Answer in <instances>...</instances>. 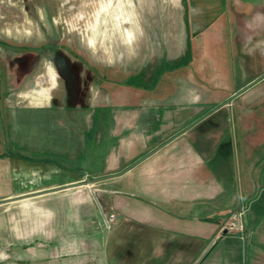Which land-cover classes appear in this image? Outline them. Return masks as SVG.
<instances>
[{"label":"rangeland","instance_id":"obj_1","mask_svg":"<svg viewBox=\"0 0 264 264\" xmlns=\"http://www.w3.org/2000/svg\"><path fill=\"white\" fill-rule=\"evenodd\" d=\"M71 52L86 61L62 74L56 103L67 106L46 107L59 78L48 62L51 88L39 80L35 87L34 76L45 60L62 69ZM177 100L200 104L204 117L217 109L206 125L226 129L228 148L235 137L241 149L239 136L253 131L264 149V0H0V264H41L75 238L105 250L89 260L118 262L136 238L115 247L117 221L107 226L111 210L100 209L96 189L64 183L92 181L106 165L112 112L157 117L158 106ZM247 101H255L253 118L237 109ZM115 190L113 197L139 192ZM77 197L95 209L85 203L88 218L78 221Z\"/></svg>","mask_w":264,"mask_h":264},{"label":"crops","instance_id":"obj_2","mask_svg":"<svg viewBox=\"0 0 264 264\" xmlns=\"http://www.w3.org/2000/svg\"><path fill=\"white\" fill-rule=\"evenodd\" d=\"M180 101L158 106L162 111L157 117L125 108L112 112L104 138L106 165L94 171L92 181L74 178L64 183L71 189L87 182L96 189L98 206L108 207L109 217L117 221L111 231L115 247L136 238L119 253L118 262L109 261L110 255L89 260V252L105 250L90 251L75 238L74 244L60 247V256L54 258L51 251L41 264H131V258L133 264H264V149L251 132L254 122L246 121L251 133L239 136L241 149L235 148V137L230 149L226 129L213 132L206 125L217 109L204 117L200 104ZM254 102L238 103L240 114L253 118L247 110ZM101 141L97 136L95 145ZM117 187L139 192L113 197ZM89 199H75L82 211L71 220L88 218L85 203L94 212ZM241 209V230H227Z\"/></svg>","mask_w":264,"mask_h":264},{"label":"flooded vegetation","instance_id":"obj_3","mask_svg":"<svg viewBox=\"0 0 264 264\" xmlns=\"http://www.w3.org/2000/svg\"><path fill=\"white\" fill-rule=\"evenodd\" d=\"M45 11V10H44ZM46 12V11H45ZM47 13V12H46ZM47 16H48V14H47ZM43 24V23H42ZM44 25V24H43ZM45 46V45H44ZM47 46V45H46ZM28 50V49H27ZM39 50H41L40 48L39 49H33V48H30L29 49V51H33V52H30V53H34V56H36L37 58H39L41 55H39L41 52H38ZM61 56V54H57V56ZM68 56V55H67ZM69 56L72 58L71 60H66V61H63V63H60L59 65H61V66H63V68L62 69H60V68H55L54 66V63L52 64V62H51V60L50 61H46L45 60V62L44 63H42V70L43 71H41L40 73H38L37 74V76H36V68H37V65L38 64H35V68H34V72H33V74H35V76H34V85L36 84V82L39 80V82L44 86V87H46L47 89H49V88H51V86H50V83H49V78H48V76H47V72H46V66H45V64H46V62H48L49 63V65L52 67V69L55 71V73H56V75L58 76V78H59V81H60V83H59V87H58V89L57 90H53V89H51L50 90V97H49V99H48V103H47V106L46 107H49V108H52L53 107V105L54 104H60L59 106H62L63 105V107H66L67 106V103H56V102H58L59 100H61V97H62V93H63V91H65V82H64V78H63V76H62V74H65V73H68L69 71H72V66H80L81 64H82V62L85 60L86 61V59H84L82 56H80L79 54H77V53H69ZM68 56V57H69ZM56 57V54H54V58ZM52 58H53V56H52ZM39 60V59H38ZM63 64V65H62ZM35 87H36V85H35ZM54 97H57L58 98V100L56 101V100H54ZM49 101L51 102L50 104H49ZM54 101V102H53ZM41 107H43V106H40V108ZM46 107H44V108H46ZM73 107V106H72ZM75 107H77V106H75Z\"/></svg>","mask_w":264,"mask_h":264},{"label":"built area","instance_id":"obj_4","mask_svg":"<svg viewBox=\"0 0 264 264\" xmlns=\"http://www.w3.org/2000/svg\"><path fill=\"white\" fill-rule=\"evenodd\" d=\"M243 209H241L239 212L235 213L231 217V221L228 224L227 230H241L240 225H238L237 221L238 218H240L243 215ZM114 220V216L111 215L109 219L107 220V226L109 227V224L112 223Z\"/></svg>","mask_w":264,"mask_h":264},{"label":"water","instance_id":"obj_5","mask_svg":"<svg viewBox=\"0 0 264 264\" xmlns=\"http://www.w3.org/2000/svg\"><path fill=\"white\" fill-rule=\"evenodd\" d=\"M70 187H71L70 185L65 186V188H70Z\"/></svg>","mask_w":264,"mask_h":264},{"label":"bare ground","instance_id":"obj_6","mask_svg":"<svg viewBox=\"0 0 264 264\" xmlns=\"http://www.w3.org/2000/svg\"><path fill=\"white\" fill-rule=\"evenodd\" d=\"M49 72V71H48ZM54 83V82H53ZM56 85V84H55ZM57 85H58V83H57ZM33 95V94H32ZM41 95V94H40ZM35 96V95H34ZM44 96V95H43ZM36 98V97H35Z\"/></svg>","mask_w":264,"mask_h":264}]
</instances>
